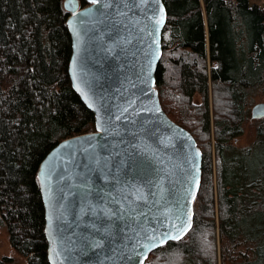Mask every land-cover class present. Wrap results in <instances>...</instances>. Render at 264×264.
<instances>
[{"label":"trees","instance_id":"1","mask_svg":"<svg viewBox=\"0 0 264 264\" xmlns=\"http://www.w3.org/2000/svg\"><path fill=\"white\" fill-rule=\"evenodd\" d=\"M61 1L0 0V224L22 258L0 254V264H49L35 170L58 140L93 129L66 73ZM162 3L153 85L194 137L200 179L188 229L143 264H264V115L252 118L248 143L231 142L253 96L264 99V10L249 0Z\"/></svg>","mask_w":264,"mask_h":264},{"label":"water","instance_id":"2","mask_svg":"<svg viewBox=\"0 0 264 264\" xmlns=\"http://www.w3.org/2000/svg\"><path fill=\"white\" fill-rule=\"evenodd\" d=\"M69 83L93 129L54 143L35 170L49 264H143L191 223L200 149L153 85L162 0H62ZM249 117L264 115V101Z\"/></svg>","mask_w":264,"mask_h":264},{"label":"rangeland","instance_id":"3","mask_svg":"<svg viewBox=\"0 0 264 264\" xmlns=\"http://www.w3.org/2000/svg\"><path fill=\"white\" fill-rule=\"evenodd\" d=\"M252 2L258 3V5L264 8V0H250ZM264 10V9H263ZM263 95L261 93L255 94L250 102L252 104L254 101L263 100ZM198 97L194 96L193 100L197 101ZM248 105V108L250 106ZM252 118L248 116L246 120L242 122V129L239 134L235 135L231 140L232 144L235 146H241L248 143L254 134L253 124L251 123ZM216 240V237H215ZM0 254H11L16 256L18 259H22L19 255H17L10 247L8 240H7V233L2 224H0Z\"/></svg>","mask_w":264,"mask_h":264},{"label":"snow or ice","instance_id":"4","mask_svg":"<svg viewBox=\"0 0 264 264\" xmlns=\"http://www.w3.org/2000/svg\"><path fill=\"white\" fill-rule=\"evenodd\" d=\"M93 3H96L97 0H92ZM170 239H179V236H175V237H169Z\"/></svg>","mask_w":264,"mask_h":264},{"label":"crops","instance_id":"5","mask_svg":"<svg viewBox=\"0 0 264 264\" xmlns=\"http://www.w3.org/2000/svg\"><path fill=\"white\" fill-rule=\"evenodd\" d=\"M250 1V0H249ZM250 2H252V1H250ZM256 4H258V3H256ZM262 7V6H261ZM264 9V8H263Z\"/></svg>","mask_w":264,"mask_h":264}]
</instances>
